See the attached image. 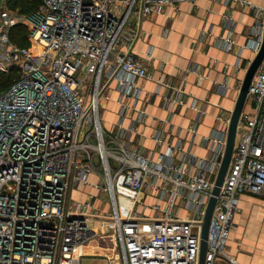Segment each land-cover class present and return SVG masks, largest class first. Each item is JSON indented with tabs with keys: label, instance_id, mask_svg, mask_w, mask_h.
Wrapping results in <instances>:
<instances>
[{
	"label": "built area",
	"instance_id": "obj_1",
	"mask_svg": "<svg viewBox=\"0 0 264 264\" xmlns=\"http://www.w3.org/2000/svg\"><path fill=\"white\" fill-rule=\"evenodd\" d=\"M179 1L40 0L23 13L0 0V72H15L0 91V264H80L85 254L103 256L107 264H198L201 220L231 110L224 127L206 136L211 145L204 156L178 140L148 156L130 146V128L122 123L126 99H137V80L148 76L146 61L133 50L140 19ZM255 8L242 45L252 56L264 22V5ZM224 20L232 25L230 13ZM19 24L28 27L27 45L11 38ZM218 42L226 50L235 44L230 32ZM111 80L119 119L106 130L99 101L110 98ZM247 97L252 108L239 115L209 220L205 264L217 258L239 264L228 241L240 194L264 196V57ZM184 102L181 87L163 99L167 107ZM90 175L99 179L93 187L108 196V211L92 201L93 193L71 197L91 183ZM149 192L164 206L141 204ZM100 237L109 244L104 251Z\"/></svg>",
	"mask_w": 264,
	"mask_h": 264
},
{
	"label": "crops",
	"instance_id": "obj_2",
	"mask_svg": "<svg viewBox=\"0 0 264 264\" xmlns=\"http://www.w3.org/2000/svg\"><path fill=\"white\" fill-rule=\"evenodd\" d=\"M249 1L253 8L239 0H182L140 19L133 50L146 61L148 76L137 80V99H126L129 105L122 123L130 128L131 147L155 156L166 142L178 140L192 154L209 152L211 140L206 136L224 127L252 57V51L242 45L255 22V7L264 5V0ZM228 13L233 20L230 27L224 20ZM228 32L235 41L230 50L218 42ZM177 87L182 88L185 102L164 106V96ZM110 90V98L104 100L112 108L104 109L111 113L106 130L114 129L119 119L118 94L115 86ZM191 99L194 106L189 105ZM228 243L239 264H264V196L240 194Z\"/></svg>",
	"mask_w": 264,
	"mask_h": 264
},
{
	"label": "water",
	"instance_id": "obj_3",
	"mask_svg": "<svg viewBox=\"0 0 264 264\" xmlns=\"http://www.w3.org/2000/svg\"><path fill=\"white\" fill-rule=\"evenodd\" d=\"M263 20H264V15H263ZM263 57H264V22H263V33H262V40L260 46L257 52L251 57L247 66L245 67L241 82L238 87L237 95L229 115L227 129H226L224 151L221 156L219 167L217 169L214 178L211 195L208 198L204 215L201 220L198 264H205V252L207 248L206 238L208 233V225L215 204L216 194L219 191L220 184L222 183L225 171L227 169L230 160V156L232 153L233 144L235 140L236 126L239 119V115L245 106L249 84Z\"/></svg>",
	"mask_w": 264,
	"mask_h": 264
},
{
	"label": "rangeland",
	"instance_id": "obj_4",
	"mask_svg": "<svg viewBox=\"0 0 264 264\" xmlns=\"http://www.w3.org/2000/svg\"><path fill=\"white\" fill-rule=\"evenodd\" d=\"M25 29L26 31H28V27L27 25H25ZM27 33V32H26ZM28 39V37H27ZM29 41V39H28ZM103 80H105V77H102ZM114 81H109L108 85L110 87L114 86ZM112 99V98H111ZM253 102V99L251 97H247L246 99V103L244 106V110L247 112L251 111V104ZM104 109H109L111 110V102L110 101H104L103 99H100L99 101V113L101 115V122L103 124L104 127H108L109 126V120L111 118V113L110 112H106V110L104 111ZM90 182L89 184H82L79 185L78 187L75 188V190L72 191L71 193V197L78 200L83 196V193L87 194V193H93L95 195H93V199L92 201L95 203H98L100 205V208L102 211H108L110 208L109 205V199L108 196L106 194H104L103 192H99L97 189H95L93 187V183L99 182L98 178H95V176L90 175ZM157 202L159 204L160 207L164 206V200L163 199H159L155 196V194H153V192H149L147 194H145L142 203L141 204H148L150 205L151 203ZM180 214H185V211L183 209L180 210ZM97 245L101 248V250H106L109 246L108 243H106L105 241V237L103 238H98L97 239ZM223 261L219 260L218 258L214 260L213 264H222ZM80 264H107V261L105 259V257L103 256H98V255H90V254H85L81 257V261Z\"/></svg>",
	"mask_w": 264,
	"mask_h": 264
},
{
	"label": "trees",
	"instance_id": "obj_5",
	"mask_svg": "<svg viewBox=\"0 0 264 264\" xmlns=\"http://www.w3.org/2000/svg\"><path fill=\"white\" fill-rule=\"evenodd\" d=\"M40 0H9L10 6L17 8L20 12L29 13L35 10ZM11 38L15 42L27 45L29 41L27 39V31L25 25L19 24L14 26ZM15 76L14 69H10L9 72H0V91L8 87Z\"/></svg>",
	"mask_w": 264,
	"mask_h": 264
}]
</instances>
